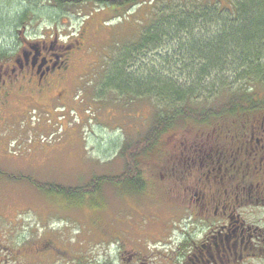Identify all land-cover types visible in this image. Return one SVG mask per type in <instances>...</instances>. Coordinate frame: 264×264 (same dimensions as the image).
<instances>
[{
    "label": "flooded vegetation",
    "instance_id": "flooded-vegetation-1",
    "mask_svg": "<svg viewBox=\"0 0 264 264\" xmlns=\"http://www.w3.org/2000/svg\"><path fill=\"white\" fill-rule=\"evenodd\" d=\"M82 43V36L62 42L50 31L0 45V264H264L261 96L255 107L227 113L235 115L227 121L175 135L158 171L137 174L140 187L120 184L130 187L129 198L144 197L143 205L129 203L138 220L124 210L117 226L101 220L92 242L35 225L27 236L15 225V182L54 187L34 178L41 127L67 106L62 100ZM158 222L161 236H148L147 226Z\"/></svg>",
    "mask_w": 264,
    "mask_h": 264
},
{
    "label": "rangeland",
    "instance_id": "rangeland-1",
    "mask_svg": "<svg viewBox=\"0 0 264 264\" xmlns=\"http://www.w3.org/2000/svg\"><path fill=\"white\" fill-rule=\"evenodd\" d=\"M236 2L140 0L130 6H104L93 2L59 5L50 0H0V45L50 31L58 32L62 42L83 37L82 51L73 61L70 84L66 86V95L63 93L62 101L67 106L57 111L49 127H41L42 161L35 175L33 171L30 175L45 186L52 184L65 188L83 187L90 184L93 178L101 176L113 178L123 171V146L143 137L158 115H171L186 109L198 113L214 110L226 104L237 90L244 89L249 83L244 76L226 72L222 77L226 84L224 91L218 90V83L207 80L197 89V97L189 101L188 108H185L183 103L175 107L165 105L154 94L134 95L140 89L136 80H133L132 94L106 85L113 58L125 45L137 42L157 16L204 6H214L229 15V10L236 9ZM213 30L214 24L209 23L199 30L197 26L194 33L198 36L202 32V37H208ZM176 43L166 39L158 47L146 50L142 54L146 56L140 55L131 60L133 67L127 72L146 74L149 70L163 77L173 75L182 83L190 80L193 76L189 75L190 78L185 69L180 70L184 63L182 57L187 62L189 60L178 50L179 44ZM115 83L124 85L123 80ZM263 84L255 87L256 97H264ZM233 116L225 112L209 118L205 123L175 120L155 148L141 155L142 170L150 175L158 171L159 163L166 159L175 135L179 136L190 128H206ZM6 181L11 183L9 179ZM15 183L16 189L10 192V197L20 205L15 225L25 226L27 236L31 226L35 225L38 231L51 228L57 235L89 237L92 242L93 236L100 233L99 221L117 226L122 210V214H133L138 220L140 216L129 203L137 201L143 205L145 201L141 196L129 198L128 194L132 193L130 187L112 182H103L98 192L83 196H66L50 187L35 188L28 181ZM146 203V206L150 204L147 200ZM156 209L164 212L160 206ZM164 215L166 218L167 214ZM146 223H150L148 219ZM161 227L160 222L152 223L145 232L148 231V236L160 237Z\"/></svg>",
    "mask_w": 264,
    "mask_h": 264
},
{
    "label": "trees",
    "instance_id": "trees-1",
    "mask_svg": "<svg viewBox=\"0 0 264 264\" xmlns=\"http://www.w3.org/2000/svg\"><path fill=\"white\" fill-rule=\"evenodd\" d=\"M50 1L59 5L93 2L104 6H130L137 4L140 0ZM235 5L236 9L229 10V15L223 14L214 6H204L183 11L180 9L175 13L157 16L137 42L125 45L118 56L113 58L106 85L114 86L122 93L130 94L133 80H136L140 89H137L134 95L154 94L158 96L161 103L170 107L181 103L185 106L189 104V101L197 97V89L207 80L218 83L220 86L218 90L224 91L226 84L222 77L226 72L244 76V79L249 82L248 85L244 89L237 90L226 104L214 110L198 113L193 109H186L177 110L171 115L169 113L158 115L143 137L123 146L124 167L120 177L101 176L93 178L86 186L76 188L54 186L58 193L66 196L95 194L103 182L133 183L140 187L141 179L137 174L143 172L140 166L141 155L155 148L175 120L205 123L209 118L221 116L225 112L234 114L238 109L253 108L258 105L260 99L256 97L254 90L255 87L264 83V0H237ZM201 22L202 24L198 25ZM209 23L214 24V30L209 32V35L206 34L208 37H202V32L196 36L194 32L197 26L199 30ZM183 33L185 34L182 35ZM166 39L177 41L178 50L183 52L189 60L187 62L186 58L182 57L184 63L180 70L185 69L187 76H193L192 78L189 76L190 80L182 83L173 75L163 77L155 72L150 73L149 70L146 74L127 72L133 67L131 63L133 58L146 53L148 49L158 47ZM239 71L242 74L238 73ZM118 80H123L124 85L115 83ZM129 174L131 176H128Z\"/></svg>",
    "mask_w": 264,
    "mask_h": 264
}]
</instances>
